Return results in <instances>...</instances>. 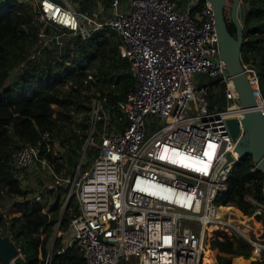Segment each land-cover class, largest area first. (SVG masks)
<instances>
[{
  "label": "built area",
  "instance_id": "built-area-1",
  "mask_svg": "<svg viewBox=\"0 0 264 264\" xmlns=\"http://www.w3.org/2000/svg\"><path fill=\"white\" fill-rule=\"evenodd\" d=\"M23 1L32 9L38 32L32 52L17 71L36 63L63 36L86 42L107 27L116 34L120 56L133 80L124 100L116 103L113 121L103 108L106 97L88 103L89 138L96 132L97 156L82 172L79 163L71 180L52 173L45 186L46 193H53L66 185V201L73 199L76 207L69 209L72 215L66 230L57 226L39 264H51L56 240L58 255L75 247L85 264H125L132 258L136 264H200L209 242L232 235L244 238L264 260L263 233L248 238L215 216L222 207L216 206L219 196L227 191L239 161L235 149L244 133L239 125L233 141L226 121H240L244 110L230 92L235 87L232 78L223 74L226 65L219 56L210 1L183 0V5L181 0H110L111 13L105 20L88 16L64 0ZM47 27L59 33H49ZM242 66L261 114L264 98L256 70L249 64ZM94 81L89 71L85 82ZM214 86L227 104L224 110H209V90ZM63 89L71 91L70 83ZM232 106L237 114L230 113ZM61 152L54 132L42 133L37 142H27L11 154V173L19 179L35 164L48 167L47 156ZM253 165L255 173L258 169ZM37 193L36 202L42 195ZM246 202L253 217L264 213V203L252 196ZM212 225L226 228L229 234L209 238ZM2 237L13 242L0 228ZM18 257L23 258L17 251L10 264Z\"/></svg>",
  "mask_w": 264,
  "mask_h": 264
},
{
  "label": "trees",
  "instance_id": "trees-1",
  "mask_svg": "<svg viewBox=\"0 0 264 264\" xmlns=\"http://www.w3.org/2000/svg\"><path fill=\"white\" fill-rule=\"evenodd\" d=\"M182 3L185 5L184 1ZM27 4L22 0H0V198L2 193L21 198L30 193L21 189L18 179L11 173L13 152L27 142H37L42 133L54 132L60 148L68 149L65 153L67 164L75 167L85 142L76 130L83 133L90 126L89 116L80 121L81 115L89 111L90 100L106 97L103 108L113 121L116 103L124 100L133 84L129 65L120 56L116 34L105 27L86 42H79L73 56L66 55L64 59L70 60L67 66L62 59L49 72L37 73L38 60L27 63V68L5 87L10 71L25 60L36 42L38 27L32 23V9ZM242 4L241 62L256 70L264 98V0H242ZM183 5L179 3L178 7L182 9ZM225 19L229 32L234 36L235 29L230 19ZM118 70L122 72L116 73ZM89 71L95 75L94 82H85ZM67 82L70 83L69 92L63 89ZM73 85L77 89L72 90ZM80 91L92 93L83 95ZM96 126L99 130L102 120ZM67 127L69 129L64 133ZM62 134L67 138H61ZM88 152L92 157L98 153L95 149L86 150L85 154ZM47 157L49 162L54 161L51 155ZM253 164L251 156H245L234 165L227 191L219 196L216 203L217 207L227 206L230 212L236 213L235 218L240 222H247L246 217L253 214L252 207L246 202L247 196L264 203V175L258 170L252 173ZM55 170L59 171L58 164ZM18 209L19 216L11 219H7L5 214L0 215V228L11 236L17 251L23 256L18 257L15 264H39V258L45 255L46 245L54 233L60 197L57 195L49 208L51 216L42 213L37 203H24ZM255 218L260 219V216ZM69 220L66 211L59 223L60 231L66 230ZM228 234L229 231L208 232L209 238ZM58 247L56 240L51 264H85L75 247L60 255L56 253ZM208 248L209 252L202 255L200 264H264V260L252 256L250 244L236 235L223 241L213 240L208 243Z\"/></svg>",
  "mask_w": 264,
  "mask_h": 264
},
{
  "label": "rangeland",
  "instance_id": "rangeland-1",
  "mask_svg": "<svg viewBox=\"0 0 264 264\" xmlns=\"http://www.w3.org/2000/svg\"><path fill=\"white\" fill-rule=\"evenodd\" d=\"M67 3H69L71 6L75 7L76 9H78L81 12H85L88 16L91 17H95L97 19H108L110 17V7H109V1L110 0H64ZM24 3H27L26 1H23ZM181 2H183V0H181ZM125 3V2H124ZM241 6L243 7L242 4V0L240 1ZM28 5V4H27ZM182 5V4H181ZM232 5V0H225L224 3V9H225V17L227 19L230 18V8ZM29 6V5H28ZM180 6V5H179ZM45 31L50 32H54V33H59L58 30H54L52 28H46ZM79 42H81L78 38H76L75 36H63L59 39L58 44L54 43L52 44L48 49H46L44 51V53L42 54V56L40 58H38V65L35 67V71L37 73H41V71H50L52 69V66H54V64L57 62V64L66 57V55L68 54L69 56H73V50L78 46ZM30 52H32V50L30 49L28 51L27 54H30ZM65 60V66H67L70 62V60L68 59H64ZM17 68V67H16ZM12 69L10 71L8 80L6 82V85H9L12 80L19 74L17 71V69ZM120 72H122L121 70H118V74H120ZM115 73V74H116ZM210 81V80H209ZM210 93V97L208 98V107L209 110H217V111H221L224 110L226 107V103L224 102V100L221 97V93L219 91V89L217 88V86L211 87L209 90ZM85 116H89L90 118V113L88 111L87 114H82L80 117V121L83 120V118H85ZM90 124V123H89ZM71 126V124H70ZM72 127V126H71ZM97 128V126H96ZM69 129V127H67L66 129H64V133ZM98 130V129H97ZM77 133L84 137L85 142L83 147L85 146V144H87V140L89 141L86 147V150H90V149H95L98 151V138L96 136V132L90 136V126L88 127V130L85 132H80V130H76ZM57 133V131H56ZM95 134V136H94ZM67 138L66 135L62 134L61 138ZM66 140V139H65ZM72 143V142H70ZM85 150V152H86ZM68 149L66 148H62V152L58 153L57 156H53L54 157V161L53 162H49L48 161V167L44 166L42 167L39 164H35V166H37L38 174L35 173H30L27 172L26 175H24V177L29 176L31 178V175H33L34 177V182L33 184L28 183L27 185L23 182L22 184V178H19V184L22 190L25 191H30L29 196L27 195V197L25 198H21V197H17V196H9L6 193H2L1 194V198H0V215L1 214H5V217L7 219H11L14 216H19V212H18V208L19 206H21L24 203H30V204H35L37 203L31 193V189L34 190L37 189V192H40V194H45L47 191L43 188L45 187V185L52 180V173H55L56 175H58L59 177H62L64 179H72L74 177L76 168L78 167V164L80 163L82 166L81 168V172L84 171L87 166L91 163L92 161V155L89 154V152L87 154H84L83 156L81 155V152L78 155V158H76V166L75 167H70L67 164V153ZM56 164L59 165V171L57 172L55 170V166ZM28 171V169H26ZM26 170H24L22 173L25 174ZM32 171V170H31ZM36 171V170H35ZM37 172V171H36ZM30 180V179H29ZM48 181V182H47ZM66 185H63L62 188H60L58 191L54 192L51 194V198L49 199V195L47 197H43V199H41L42 201L41 204L39 203L40 207H41V211L44 214H47L48 216H51L52 213L49 212V207L55 202L56 196L59 195L60 197V210L57 213V223L54 227V232L58 226V220L60 218V214L62 213V210L66 204L65 207V211L64 213L67 211V219L71 218V211L68 209V206L70 205L71 208L76 207V203L73 199H71L70 201H66L65 198V192H66ZM234 208V207H233ZM230 212V211H229ZM258 216H260V219H256L255 217L251 216V217H246L247 218V222H243V223H247L248 226L250 227H254L255 230L257 231V229H259L256 225L260 226V231L254 232H248V231H243L242 234L247 236L248 238L254 239V238H258L259 235L261 233L264 234V213L260 212L257 213ZM231 219H234V216H229ZM223 220H227L228 216H223L222 217ZM59 227V226H58ZM239 228V226H238ZM221 229H217L215 228V233H220ZM225 231V230H222ZM54 234V233H53ZM264 237V235H262ZM260 239V238H259ZM53 241V235L52 237L49 239L47 245H46V249L50 246L51 242ZM258 249L253 250V255L256 258H260L258 257ZM137 263V259L132 258L130 259V261L128 263L125 264H136Z\"/></svg>",
  "mask_w": 264,
  "mask_h": 264
},
{
  "label": "water",
  "instance_id": "water-1",
  "mask_svg": "<svg viewBox=\"0 0 264 264\" xmlns=\"http://www.w3.org/2000/svg\"><path fill=\"white\" fill-rule=\"evenodd\" d=\"M215 17V27L218 38L219 56L224 61L226 69L224 76L231 77L235 87H230V92L238 98L236 103L244 110L243 118L239 121L230 118L226 121L229 134L233 141L239 135V125L244 133L236 145L239 160L245 156H251L258 171L264 175V111L260 114L255 106L251 86L241 62L242 48V6L241 0H232L230 8V21L235 29L233 36L227 27L225 19V0H209ZM88 144V140H87ZM87 144L82 149L81 155L85 154ZM229 160H231L229 158ZM264 192V188H263ZM66 204L60 214L59 223L63 217ZM57 231V229H56ZM54 237V235H53ZM17 248L7 237L0 238V262L10 264L16 258Z\"/></svg>",
  "mask_w": 264,
  "mask_h": 264
},
{
  "label": "bare ground",
  "instance_id": "bare-ground-1",
  "mask_svg": "<svg viewBox=\"0 0 264 264\" xmlns=\"http://www.w3.org/2000/svg\"><path fill=\"white\" fill-rule=\"evenodd\" d=\"M236 107L235 106H232V107H230V113L231 114H237V111H236ZM225 211V213H224V215H221L223 212ZM228 211H231V210H229V208L228 207H221V208H219V209H217L216 210V212H215V216H216V218H218V219H223L222 217L223 216H228V218H227V222L228 223H230V224H232L233 226H235V227H238L239 226V230H240V232L242 233L243 231H248V232H251L252 231V227H250V226H248L246 223H242V222H239V221H236V219L234 218V219H231L229 216H232L231 214H229V212ZM234 213V212H233ZM235 215H236V213H235ZM215 228H217V229H221L220 230V232H227L228 230L226 229V228H223V227H218V226H216V225H212V226H209L208 227V232H215ZM222 230H225V231H222ZM260 230L259 229H257V233L259 232ZM244 234V233H243Z\"/></svg>",
  "mask_w": 264,
  "mask_h": 264
},
{
  "label": "crops",
  "instance_id": "crops-1",
  "mask_svg": "<svg viewBox=\"0 0 264 264\" xmlns=\"http://www.w3.org/2000/svg\"><path fill=\"white\" fill-rule=\"evenodd\" d=\"M32 170V171H31ZM37 172H36V171ZM38 169H37V166H35V165H33L32 167H30L29 169H28V171L26 170L25 172V174H21L20 175V178H22V184H23V182L27 185V182L28 183H31V184H33V182H34V177H33V175H31V178L29 177V176H26V177H24V175H26L27 174V172H30V173H33V174H35V173H37L38 174ZM30 179V180H29ZM48 182V181H47ZM51 181H49L47 184H49ZM46 184V185H47ZM45 185V186H46ZM43 188H45V187H43ZM32 191H31V193H32V196H33V198H34V196H36V195H38V193H37V189H35L34 188V190L33 189H31ZM54 193V192H53ZM30 194V193H29ZM29 194H28V196H29ZM51 194L52 193H45V194H43V195H41V199H43V197L45 198V197H47L48 195H49V199L51 198ZM39 201H42V200H39ZM37 202V204H41V202ZM50 208V207H49ZM237 210V209H236ZM238 211V210H237ZM18 212H19V209H18ZM49 212H50V210H49ZM229 212V211H228ZM50 213H52V212H50ZM224 213H225V211L221 214V215H224ZM229 214H231L232 216H234L235 217V215L232 213V212H229ZM236 219V218H235ZM236 221H238L237 219H236ZM240 222V221H239ZM243 223V222H242ZM247 224V223H246ZM252 229V231H254V232H256V230H255V228L254 227H252L251 228ZM264 235V234H263Z\"/></svg>",
  "mask_w": 264,
  "mask_h": 264
}]
</instances>
